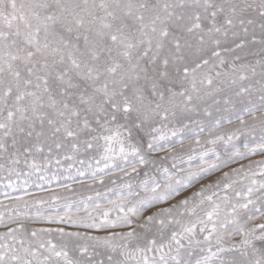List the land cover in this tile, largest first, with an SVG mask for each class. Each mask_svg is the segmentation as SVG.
Listing matches in <instances>:
<instances>
[{
	"label": "snow or ice",
	"instance_id": "obj_1",
	"mask_svg": "<svg viewBox=\"0 0 264 264\" xmlns=\"http://www.w3.org/2000/svg\"><path fill=\"white\" fill-rule=\"evenodd\" d=\"M0 188V264H264V0H0Z\"/></svg>",
	"mask_w": 264,
	"mask_h": 264
},
{
	"label": "rangeland",
	"instance_id": "obj_2",
	"mask_svg": "<svg viewBox=\"0 0 264 264\" xmlns=\"http://www.w3.org/2000/svg\"><path fill=\"white\" fill-rule=\"evenodd\" d=\"M254 159H259V157H254ZM53 187L55 188L56 186L55 185H53ZM7 189H4V188H0V200H4L5 199V197L2 195V193L4 192V191H6ZM31 191H33V192H35V193H37L38 195H40V196H46V195H49V193H46V192H40L38 189H36V188H32V189H30ZM17 195H19V194H21V193H16ZM37 226H43V225H37Z\"/></svg>",
	"mask_w": 264,
	"mask_h": 264
}]
</instances>
